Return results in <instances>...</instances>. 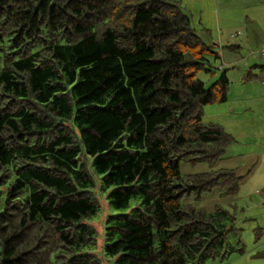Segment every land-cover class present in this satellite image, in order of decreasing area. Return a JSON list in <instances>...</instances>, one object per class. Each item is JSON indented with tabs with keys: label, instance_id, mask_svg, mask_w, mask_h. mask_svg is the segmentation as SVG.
I'll use <instances>...</instances> for the list:
<instances>
[{
	"label": "trees",
	"instance_id": "obj_1",
	"mask_svg": "<svg viewBox=\"0 0 264 264\" xmlns=\"http://www.w3.org/2000/svg\"><path fill=\"white\" fill-rule=\"evenodd\" d=\"M218 60L177 0H0V264L242 254L234 211L183 203L243 179L213 170L234 142L203 120L228 98ZM181 162L211 170L183 175ZM102 192L112 210L136 204L107 213L98 253Z\"/></svg>",
	"mask_w": 264,
	"mask_h": 264
},
{
	"label": "crops",
	"instance_id": "obj_2",
	"mask_svg": "<svg viewBox=\"0 0 264 264\" xmlns=\"http://www.w3.org/2000/svg\"><path fill=\"white\" fill-rule=\"evenodd\" d=\"M177 1L184 10L187 7L197 6L201 18L197 22L192 20L197 34L205 43L214 46V49L220 52V64L218 68L215 67L217 71H227L229 79L227 101L207 106L211 116L215 119L214 123L221 125L226 132L231 134L234 142L245 137L248 130L251 134L254 132L258 136L263 134L264 83L257 80L264 68L260 57V51L264 48V0ZM243 48L250 53L248 58L251 57V60L245 59L240 64V60L233 54ZM251 79L260 86L256 88L257 92L248 90ZM245 93L251 95L247 96ZM250 109L256 115H253L252 124L247 125L243 120L242 111ZM246 156L248 155L238 153L233 145H230L224 155L225 158L223 157L226 159L223 163L224 167L220 165L219 169H236L238 175L241 176L245 170L249 169Z\"/></svg>",
	"mask_w": 264,
	"mask_h": 264
},
{
	"label": "rangeland",
	"instance_id": "obj_3",
	"mask_svg": "<svg viewBox=\"0 0 264 264\" xmlns=\"http://www.w3.org/2000/svg\"><path fill=\"white\" fill-rule=\"evenodd\" d=\"M185 11L190 14L193 22H197L201 18L200 11L196 5L185 8ZM249 55L250 53L247 52L245 48L233 54V56L240 60V64H242L245 59L251 60V57L248 58ZM256 62L259 63L258 61ZM219 64L220 60L215 61L213 66L218 68ZM198 78L201 79L206 86L210 85L213 81L205 72H200ZM249 82L248 90L250 92H257L256 88H260V86L255 80L251 79ZM245 94L247 96L251 95L250 93ZM207 106L204 107L203 120L204 122H214L215 119L211 116L210 111H208L209 107ZM211 113L213 112L211 111ZM242 113L245 124L251 125L253 115H256L254 111L251 109L243 110ZM231 145H233L234 150L238 153L248 155L246 157L248 158L247 163L249 164L248 168L250 170H245V174L243 173V175H241L243 176V179L238 191L235 194H227L224 188L215 187L211 191L203 192L199 198H195L193 195H186L183 198V203L195 208H202L208 212L213 211L214 207L217 205H220L229 211H234L237 217V227L242 230V239L244 242V252L242 254L233 253L228 258L224 259H208L205 264H264V205L262 204L263 197L259 192L260 189L264 187V133L258 136L257 134H254V132L251 134L248 130L245 137L240 138V140L233 142ZM223 157L224 156L221 158ZM221 158L214 165L213 170L219 169L220 165L224 167L223 163H225L226 159H224L225 157L223 159ZM210 170L211 168L206 162H197L195 164L188 162L180 163V171L183 175H194ZM99 195L102 204L101 210L90 220V222L96 226L98 232V245L94 250L98 253L101 252L103 247V231L105 216L107 213H128L136 204L133 200L128 207L122 210H112L109 207L105 192L99 193ZM104 259V264H113L111 260L107 258Z\"/></svg>",
	"mask_w": 264,
	"mask_h": 264
},
{
	"label": "built area",
	"instance_id": "obj_4",
	"mask_svg": "<svg viewBox=\"0 0 264 264\" xmlns=\"http://www.w3.org/2000/svg\"><path fill=\"white\" fill-rule=\"evenodd\" d=\"M260 57L264 63V48L260 51ZM259 81L264 83V69H263V72L259 76ZM259 192H260V195H262V197H263L262 204L264 205V188L260 189Z\"/></svg>",
	"mask_w": 264,
	"mask_h": 264
}]
</instances>
